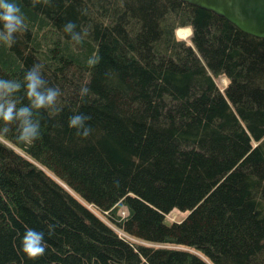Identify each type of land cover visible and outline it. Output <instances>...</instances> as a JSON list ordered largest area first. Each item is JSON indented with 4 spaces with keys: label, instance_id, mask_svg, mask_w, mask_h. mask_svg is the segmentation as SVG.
I'll list each match as a JSON object with an SVG mask.
<instances>
[{
    "label": "trees",
    "instance_id": "trees-1",
    "mask_svg": "<svg viewBox=\"0 0 264 264\" xmlns=\"http://www.w3.org/2000/svg\"><path fill=\"white\" fill-rule=\"evenodd\" d=\"M17 3L0 77L40 63L60 94L33 142L0 134V264H264V39L178 0ZM27 227L45 233L35 258Z\"/></svg>",
    "mask_w": 264,
    "mask_h": 264
},
{
    "label": "clouds",
    "instance_id": "clouds-1",
    "mask_svg": "<svg viewBox=\"0 0 264 264\" xmlns=\"http://www.w3.org/2000/svg\"><path fill=\"white\" fill-rule=\"evenodd\" d=\"M26 19L17 0H0V42L10 46L16 34L24 31ZM64 31L69 33L76 42L81 40V33L76 31V24L68 20L63 25ZM43 66L34 63L28 67L21 79L0 77V134H7L12 123L16 124L15 139L21 143H31L40 136V121L34 119V110L47 108L55 103L60 89L47 84L43 75ZM23 89L27 103L18 105L16 94ZM81 96L88 92V88H81ZM88 115L75 112L68 118L69 127L87 136L90 128L85 123ZM54 225H49V231ZM19 247L28 258H35L45 251V233L32 227H27L20 237Z\"/></svg>",
    "mask_w": 264,
    "mask_h": 264
},
{
    "label": "water",
    "instance_id": "water-1",
    "mask_svg": "<svg viewBox=\"0 0 264 264\" xmlns=\"http://www.w3.org/2000/svg\"><path fill=\"white\" fill-rule=\"evenodd\" d=\"M209 11L241 32L264 39V0H178Z\"/></svg>",
    "mask_w": 264,
    "mask_h": 264
},
{
    "label": "rangeland",
    "instance_id": "rangeland-1",
    "mask_svg": "<svg viewBox=\"0 0 264 264\" xmlns=\"http://www.w3.org/2000/svg\"><path fill=\"white\" fill-rule=\"evenodd\" d=\"M179 29H185V28H178V29L176 30V36H177L179 39L183 40V41H188V40L190 39L191 30L189 29V30H190V34H189L188 38H180V37L177 35V31H178ZM186 29H187V28H186ZM215 82H216V84L218 85V87L221 88V89H223V88L225 87L226 83H227V82H226V79H225L224 77H222V76L216 77V78H215ZM184 216H185L184 213H180V212H178V211H172V212L167 216V219H168L169 221H171V222H173V221H179V220H181Z\"/></svg>",
    "mask_w": 264,
    "mask_h": 264
},
{
    "label": "bare ground",
    "instance_id": "bare-ground-1",
    "mask_svg": "<svg viewBox=\"0 0 264 264\" xmlns=\"http://www.w3.org/2000/svg\"><path fill=\"white\" fill-rule=\"evenodd\" d=\"M189 34H190V30H189V28H185V29H179L178 31H177V35L180 37V38H188V36H189Z\"/></svg>",
    "mask_w": 264,
    "mask_h": 264
}]
</instances>
